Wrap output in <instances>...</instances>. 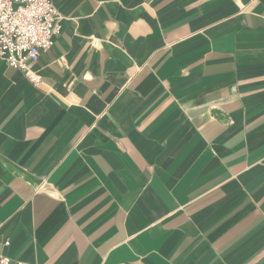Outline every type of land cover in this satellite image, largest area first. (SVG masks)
Returning <instances> with one entry per match:
<instances>
[{
	"label": "crops",
	"instance_id": "crops-1",
	"mask_svg": "<svg viewBox=\"0 0 264 264\" xmlns=\"http://www.w3.org/2000/svg\"><path fill=\"white\" fill-rule=\"evenodd\" d=\"M51 2L38 85L0 60V253L264 264V0Z\"/></svg>",
	"mask_w": 264,
	"mask_h": 264
},
{
	"label": "built area",
	"instance_id": "built-area-1",
	"mask_svg": "<svg viewBox=\"0 0 264 264\" xmlns=\"http://www.w3.org/2000/svg\"><path fill=\"white\" fill-rule=\"evenodd\" d=\"M59 20L51 0H0V60L24 71L28 81L38 85L40 78L32 66L53 46L61 29ZM0 264L12 263L0 253Z\"/></svg>",
	"mask_w": 264,
	"mask_h": 264
}]
</instances>
